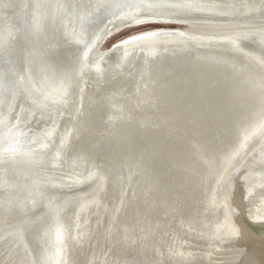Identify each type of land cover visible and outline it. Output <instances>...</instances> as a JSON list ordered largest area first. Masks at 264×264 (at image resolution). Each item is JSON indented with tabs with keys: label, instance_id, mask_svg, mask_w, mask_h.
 Segmentation results:
<instances>
[{
	"label": "bare ground",
	"instance_id": "bare-ground-1",
	"mask_svg": "<svg viewBox=\"0 0 264 264\" xmlns=\"http://www.w3.org/2000/svg\"><path fill=\"white\" fill-rule=\"evenodd\" d=\"M0 264H264V0H0Z\"/></svg>",
	"mask_w": 264,
	"mask_h": 264
},
{
	"label": "rangeland",
	"instance_id": "rangeland-1",
	"mask_svg": "<svg viewBox=\"0 0 264 264\" xmlns=\"http://www.w3.org/2000/svg\"><path fill=\"white\" fill-rule=\"evenodd\" d=\"M176 25L174 22H155V21H147V23H143V24H140V25H135V26H132V27H127V28H120L118 31H115V32H112L108 37L107 39L104 41L107 45H109L110 43H112L113 41H115L116 39L130 33V32H133V31H136V30H141V29H146V28H150L152 26H155V25Z\"/></svg>",
	"mask_w": 264,
	"mask_h": 264
},
{
	"label": "water",
	"instance_id": "water-1",
	"mask_svg": "<svg viewBox=\"0 0 264 264\" xmlns=\"http://www.w3.org/2000/svg\"><path fill=\"white\" fill-rule=\"evenodd\" d=\"M109 34H111V32H110ZM108 36H109V35H108ZM108 36H106V37L104 38V40H103V41H105V40L107 39V37H108Z\"/></svg>",
	"mask_w": 264,
	"mask_h": 264
}]
</instances>
